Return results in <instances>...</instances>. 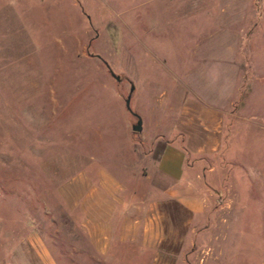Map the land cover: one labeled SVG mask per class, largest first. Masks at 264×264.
Segmentation results:
<instances>
[{"label":"rangeland","instance_id":"1","mask_svg":"<svg viewBox=\"0 0 264 264\" xmlns=\"http://www.w3.org/2000/svg\"><path fill=\"white\" fill-rule=\"evenodd\" d=\"M176 137L208 202L174 264H264V0H0V264L28 232L56 264H151Z\"/></svg>","mask_w":264,"mask_h":264},{"label":"crops","instance_id":"2","mask_svg":"<svg viewBox=\"0 0 264 264\" xmlns=\"http://www.w3.org/2000/svg\"><path fill=\"white\" fill-rule=\"evenodd\" d=\"M211 110V109H209ZM209 110L201 112L204 118L202 130L209 141L220 134V123ZM178 135V133H177ZM182 137L165 143L155 159L148 179L158 198L149 206V216L145 220L143 238L155 250L151 264H174L181 253L187 233L193 231L194 223L202 220L208 197L196 163L198 151L183 146ZM185 141L189 140L186 133ZM93 214L92 205L90 206ZM90 244L97 248L98 238H110V233L91 228L85 231ZM10 264H56L41 238L34 232L23 236L19 245L10 252Z\"/></svg>","mask_w":264,"mask_h":264},{"label":"water","instance_id":"3","mask_svg":"<svg viewBox=\"0 0 264 264\" xmlns=\"http://www.w3.org/2000/svg\"><path fill=\"white\" fill-rule=\"evenodd\" d=\"M108 70V69H107ZM108 73L110 74V76L111 77H113L115 80H118V78H116L115 76H113V74H111V72H109L108 71ZM132 92V87H130L129 88V93H128V95L126 96V98H125V100H124V108H125V110L129 113V114H131L132 116H134L137 120H136V124L135 125H133L132 127H131V130L132 131H134V132H139L140 131V128H141V121H140V119H139V117L137 116V115H135L132 111H131V109H130V107H129V99H130V93Z\"/></svg>","mask_w":264,"mask_h":264},{"label":"flooded vegetation","instance_id":"4","mask_svg":"<svg viewBox=\"0 0 264 264\" xmlns=\"http://www.w3.org/2000/svg\"><path fill=\"white\" fill-rule=\"evenodd\" d=\"M134 117V116H133ZM135 118V117H134ZM136 119V118H135ZM137 120V119H136Z\"/></svg>","mask_w":264,"mask_h":264}]
</instances>
